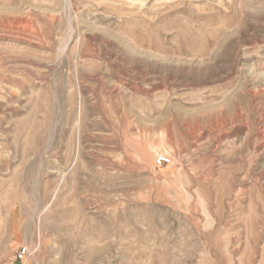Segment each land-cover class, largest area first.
<instances>
[{
  "label": "rangeland",
  "instance_id": "374dc122",
  "mask_svg": "<svg viewBox=\"0 0 264 264\" xmlns=\"http://www.w3.org/2000/svg\"><path fill=\"white\" fill-rule=\"evenodd\" d=\"M23 247L264 264V0H0V264Z\"/></svg>",
  "mask_w": 264,
  "mask_h": 264
},
{
  "label": "built area",
  "instance_id": "2783aa9c",
  "mask_svg": "<svg viewBox=\"0 0 264 264\" xmlns=\"http://www.w3.org/2000/svg\"><path fill=\"white\" fill-rule=\"evenodd\" d=\"M168 162V159L162 157L158 160L159 165H163ZM29 251L26 247H23L21 250L17 251L15 257H14V263L21 264L24 262L25 258L28 256Z\"/></svg>",
  "mask_w": 264,
  "mask_h": 264
}]
</instances>
